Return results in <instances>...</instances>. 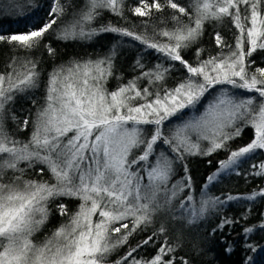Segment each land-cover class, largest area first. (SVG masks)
Listing matches in <instances>:
<instances>
[{
    "label": "rangeland",
    "instance_id": "rangeland-1",
    "mask_svg": "<svg viewBox=\"0 0 264 264\" xmlns=\"http://www.w3.org/2000/svg\"><path fill=\"white\" fill-rule=\"evenodd\" d=\"M102 1L110 5L115 0L98 3ZM256 20L249 22L248 29L239 28L232 55L187 67L185 83L144 106L126 109L124 92L107 96L94 89L55 84L41 101L33 97L27 114L34 118L30 125L23 123L28 128L26 139L15 147L0 142L4 243L0 264H103L97 259L103 233L144 219L155 224L165 220L171 232L180 228L209 251L215 245L219 248L223 216L213 211L241 198L219 197V204L216 199L206 207L203 187L197 192L203 204L196 210L186 185L168 182L180 156L187 151L210 152L246 124L254 129L251 142L217 174L235 171L243 159L259 153L262 160L254 165L264 172V69L248 61L254 51L264 48V40L258 43L261 27ZM43 100L45 106L40 108ZM137 147L140 153L130 159ZM63 148L69 156L59 163ZM64 197L78 202L70 210L68 228H60L45 242H35L32 237L46 218V203L55 199L65 208ZM180 247L166 246L158 255L171 257V264H176Z\"/></svg>",
    "mask_w": 264,
    "mask_h": 264
},
{
    "label": "trees",
    "instance_id": "trees-1",
    "mask_svg": "<svg viewBox=\"0 0 264 264\" xmlns=\"http://www.w3.org/2000/svg\"><path fill=\"white\" fill-rule=\"evenodd\" d=\"M98 1H0V142L15 147L26 139L28 128L23 123L30 125L34 118L27 114L32 98L41 101L54 84L94 89L107 96L124 92L125 108L130 109L185 83L187 67L232 55L239 28L248 29L254 17L261 27L258 43L264 40V0H115L110 5ZM20 33L34 35L20 39ZM248 61L264 69V48L254 51ZM44 104L43 100L40 108ZM109 104L117 110V105ZM253 136V126L246 124L210 152L187 151L168 182L186 185L196 210L203 204L197 197L203 187L206 207L219 197L241 198L213 211L223 216L219 248L215 245L209 251L180 228L171 232L165 220L158 223L160 219L155 218V224L144 219L106 230L98 261L171 264V257L164 259L158 253L166 246H181L176 264L183 260L188 264H264V172L254 165L260 163L262 153L243 159L235 171L217 174ZM64 148L59 163L69 156ZM139 148L129 153L130 159L140 153ZM63 200L65 208L56 205L55 199L46 203V218L32 237L35 242H45L60 228H68L70 210L78 202L72 197ZM3 244L0 239V249Z\"/></svg>",
    "mask_w": 264,
    "mask_h": 264
}]
</instances>
